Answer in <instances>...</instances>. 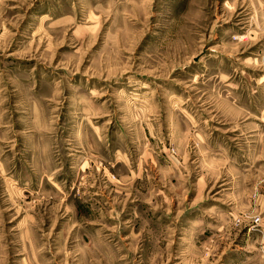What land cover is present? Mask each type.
I'll return each mask as SVG.
<instances>
[{"label":"rangeland","instance_id":"1","mask_svg":"<svg viewBox=\"0 0 264 264\" xmlns=\"http://www.w3.org/2000/svg\"><path fill=\"white\" fill-rule=\"evenodd\" d=\"M0 264H264V0H0Z\"/></svg>","mask_w":264,"mask_h":264}]
</instances>
